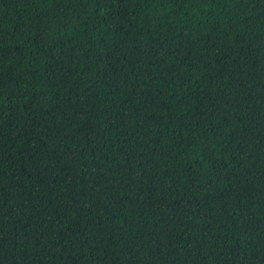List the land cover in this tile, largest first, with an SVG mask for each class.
Listing matches in <instances>:
<instances>
[{
	"label": "trees",
	"instance_id": "obj_1",
	"mask_svg": "<svg viewBox=\"0 0 264 264\" xmlns=\"http://www.w3.org/2000/svg\"><path fill=\"white\" fill-rule=\"evenodd\" d=\"M0 264H264V0H0Z\"/></svg>",
	"mask_w": 264,
	"mask_h": 264
}]
</instances>
